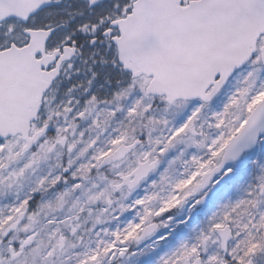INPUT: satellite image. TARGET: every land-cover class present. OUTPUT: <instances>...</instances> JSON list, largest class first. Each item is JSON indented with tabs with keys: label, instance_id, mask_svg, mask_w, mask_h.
Listing matches in <instances>:
<instances>
[{
	"label": "rangeland",
	"instance_id": "obj_1",
	"mask_svg": "<svg viewBox=\"0 0 264 264\" xmlns=\"http://www.w3.org/2000/svg\"><path fill=\"white\" fill-rule=\"evenodd\" d=\"M60 1L61 6L44 12L29 27L64 25L47 50L69 45L76 37L78 53L62 66L61 77L46 94L29 135L46 126L48 133L28 152H23L21 136L0 141V264H144L154 247L167 246L156 259L167 255L173 252L175 240L190 236L194 229L198 232L186 253L170 264L197 259L200 264H247L249 260L264 264V136L253 152L227 170L229 179L220 182L219 177L211 184L202 207L196 206L199 199L193 196L201 177L218 164L224 146L264 98L259 52L212 102L167 104L163 97L146 95L149 79H132L123 71L107 40L92 48L83 43L110 22L129 15L135 0H113L95 10L86 0ZM20 25L15 21L3 25L0 49L25 45ZM263 44L264 39L258 46ZM136 141L140 144L125 159L98 169L119 147ZM163 155L167 161L161 159ZM154 160L158 167L132 189L133 199L152 188L168 162L189 170L172 200L134 228L130 243L109 246L100 262L80 260L89 227L98 224L108 197L114 208V201L131 191L117 189L121 179L130 176L138 164ZM29 163L33 164L30 171ZM45 167L52 168L51 175L45 174ZM80 185L96 186L95 195L68 213ZM13 188L16 194H11ZM153 223L156 232L140 240L143 229ZM225 227L232 240L224 255L215 230ZM47 230L51 235L43 250H35L38 236Z\"/></svg>",
	"mask_w": 264,
	"mask_h": 264
},
{
	"label": "water",
	"instance_id": "obj_2",
	"mask_svg": "<svg viewBox=\"0 0 264 264\" xmlns=\"http://www.w3.org/2000/svg\"><path fill=\"white\" fill-rule=\"evenodd\" d=\"M86 1L93 8L111 0ZM59 5L60 1L50 0H0V29L8 20L25 24L32 16ZM63 28L61 25L48 31L24 32L29 40L25 47L0 50V140L21 135L26 142L23 152H28L49 130L46 127L28 138L45 94L59 78L60 67L76 54L75 46L64 47L61 54L59 50L51 56L45 54L48 42ZM109 28L118 32L110 42L116 48L119 65L133 79H151L148 96L165 97L167 104L179 100L208 104L256 53L257 42L264 37V0H197L184 7L181 0H136L130 14L112 22ZM95 43L92 40L90 46ZM260 58L264 66V46ZM52 65L55 67L47 71ZM263 135L264 98L224 147L219 164L201 178L195 194L208 189L218 175L254 150ZM139 144L136 141L119 147L103 159L99 169L125 159ZM156 164H138L130 176L121 179L117 189L136 188ZM229 177L225 175L222 181ZM207 199L205 195L196 206L202 207ZM156 230V224L147 226L140 240ZM215 234L225 254L231 232L225 227ZM194 264H200V260Z\"/></svg>",
	"mask_w": 264,
	"mask_h": 264
},
{
	"label": "bare ground",
	"instance_id": "obj_3",
	"mask_svg": "<svg viewBox=\"0 0 264 264\" xmlns=\"http://www.w3.org/2000/svg\"><path fill=\"white\" fill-rule=\"evenodd\" d=\"M128 98L126 99V101ZM129 101V100H128ZM131 102H126L130 104ZM143 106V105H142ZM111 110V108H105ZM168 127V126H167ZM166 127V129H167ZM165 129V130H166ZM164 131V128H163ZM171 150L168 151L170 153ZM167 156V154H166ZM163 155L162 160L167 161V157ZM38 157V153L34 155V158ZM13 161V159H10ZM157 162L158 161L154 160ZM18 166V165H16ZM158 167V166H156ZM33 168V164L29 163L27 170L30 171ZM156 169V168H155ZM45 174L51 175L52 168L45 167ZM185 174H189V170L184 167L176 166L166 162L162 169V174L155 180V184L152 183V188L144 191L143 195L138 198L133 199L135 196L134 190L129 191L121 200L116 199L114 201V208L111 205L110 197H108L107 203L108 207L103 209V213L98 220V224H91L89 227V232L85 240V246L83 252L80 254L79 259H96L97 262L102 261L104 258L105 251L109 246L122 244L125 241L130 243L134 234V228L139 224L144 222V219L149 218L150 212H156L161 210L162 206L167 205L173 198L174 194L184 183L183 177ZM3 177V175H0ZM94 181V180H93ZM88 188L86 185H80L75 190V199L71 202L70 211L75 210V208H80L83 201L86 199H92L95 195L96 186ZM16 188H13L11 194H16ZM91 196V197H89ZM152 199V202H151ZM122 213V216L120 214ZM64 220L60 219L59 223L62 224ZM106 230V232H104ZM198 229H194L190 236L181 235L177 240L174 241L171 253L167 255H162L159 258H155V255L160 254L167 246L154 247L149 253V257L144 259V264H170L175 262L177 258L183 256L186 253V248L189 243L192 242V238L197 234ZM51 234L47 230L46 233L40 234L38 236L39 245L35 247V250H43L42 247L46 242V238ZM127 243V244H128ZM167 245V243H165ZM135 251L137 255H140L141 250L136 248Z\"/></svg>",
	"mask_w": 264,
	"mask_h": 264
},
{
	"label": "flooded vegetation",
	"instance_id": "obj_4",
	"mask_svg": "<svg viewBox=\"0 0 264 264\" xmlns=\"http://www.w3.org/2000/svg\"><path fill=\"white\" fill-rule=\"evenodd\" d=\"M103 5H105V4H103ZM102 5V6H103ZM102 6H98V7H95V8H93L92 10H95V9H97V8H101ZM39 16H41V14L40 15H37V16H35V17H33L28 23H27V25L25 26V25H23V24H21L20 26H21V35H22V33H23V31L24 30H26V29H30V30H39L38 28H36V27H34V28H30L29 27V24L31 23V21H33V20H35V19H37ZM109 25V24H108ZM108 25L105 27V29L103 30V31H101L96 37H95V39L97 40V43L96 44H99L100 43V41L101 40H107V41H109L111 38H113V37H115V36H117V32L116 31H111V30H109L108 28ZM104 36V37H103ZM24 38V40L26 41V43L25 44H27V42H28V40L25 38V37H23ZM105 38V39H104ZM73 41H76V37L75 38H73ZM72 41V42H73ZM89 42H90V39H85L84 40V44L85 45H87V44H89ZM68 45V44H67ZM23 46H25L24 44L22 45V46H19V47H23ZM65 45H63L62 47H64ZM61 47V48H62ZM3 49V48H2ZM195 198H197V199H199L201 196L200 195H193Z\"/></svg>",
	"mask_w": 264,
	"mask_h": 264
}]
</instances>
